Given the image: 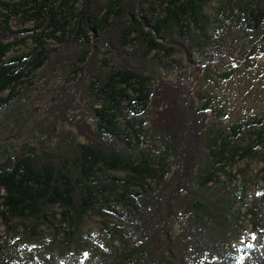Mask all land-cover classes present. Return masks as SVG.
Wrapping results in <instances>:
<instances>
[{
  "label": "trees",
  "instance_id": "obj_1",
  "mask_svg": "<svg viewBox=\"0 0 264 264\" xmlns=\"http://www.w3.org/2000/svg\"><path fill=\"white\" fill-rule=\"evenodd\" d=\"M153 1L0 0V94H11L26 81L22 100L32 89L49 85V75L61 65L68 75L79 70L84 78L48 113L57 121L69 123L77 94L96 106L94 123L85 118L73 123L75 132L63 134L53 150H23L0 162V221L6 225L10 219L38 216L43 207H62L69 242L77 236L83 215L94 211L93 203L111 185L121 190L119 200L127 207L119 223L112 224L114 232L108 237L109 255L116 264H229L219 244L227 238V214L235 202L227 188L218 183L222 174L227 175L226 167L235 165L234 155L225 156L228 150L224 145L214 154L225 163L212 165L209 160L206 150L213 141L207 136V109L197 107L192 86L187 87L180 77L175 81L167 78L170 69L181 64H171L157 78L154 71L143 77L151 64L150 49L157 45L148 42L139 27L151 23L148 26L154 34L174 37L198 79L205 66L226 56H237L243 66L248 51L254 59H264V0H233L232 18L214 37L213 52L196 64L191 62L192 52L209 44L204 9L212 0H155L162 11L158 19L153 18L150 8L146 13L144 10V5ZM15 21L30 28L14 31ZM182 23L187 24V33L182 32ZM83 28L100 38L102 45L111 47L119 63L116 68L106 72L108 61L100 60L96 50L85 61L84 50L75 49L76 40L85 36ZM134 34L139 44L136 55L126 52ZM25 39L34 42L30 52L6 60ZM45 40L56 41L57 48L39 50ZM76 62L84 65L71 70ZM42 68L45 71L28 82L30 72ZM90 75L96 80L95 91L86 97L82 95L83 84ZM149 80L153 83L150 87ZM18 99L11 94L0 105L4 118ZM123 105L147 113L148 121L139 127L128 122L133 138L130 130L123 131L117 123ZM147 123L156 146L142 141ZM246 153L251 154L252 149ZM100 166L124 177L108 181L103 174L104 179L95 178L97 171L103 173ZM191 211L194 215L185 222L180 219L179 230L174 233L171 225L175 218ZM248 212L254 229L260 230L264 197L255 199ZM74 225L77 228L72 230ZM257 240L240 264H264V234L260 233Z\"/></svg>",
  "mask_w": 264,
  "mask_h": 264
},
{
  "label": "rangeland",
  "instance_id": "obj_2",
  "mask_svg": "<svg viewBox=\"0 0 264 264\" xmlns=\"http://www.w3.org/2000/svg\"><path fill=\"white\" fill-rule=\"evenodd\" d=\"M232 7L233 0H212L205 7L204 13L208 18L206 41L209 44L202 50L197 48L192 52L193 64L203 62L204 57L213 52L216 46L214 37L219 34L223 24L232 18ZM149 8L154 13L153 18L158 19L162 13L159 1L154 0L144 5L145 13ZM148 24L140 26L139 30L142 31L143 28L145 38L157 47L150 49L148 60L151 64L143 77L147 78L154 71L157 78L165 74L166 68L171 64H181L170 69L167 78L175 81L180 77L187 87L192 86L197 107L207 109L210 116L207 136L213 141L206 150L209 160L212 165L217 162L224 164L225 160L214 154L219 153L224 145H227L228 150L225 156L234 155L235 165L226 167L227 175L222 174L218 183V186L227 188L231 200L235 202L227 214V238L221 240L219 246L229 264H240L245 260L249 249L257 245L258 235L264 234V217L259 225L260 230L256 231L254 221L248 214L250 204L258 197H264V59L262 56L254 59L248 51L243 56V66L237 62V56H226L222 61L205 66L204 73L195 79L196 74L187 57L173 42L174 37L171 39L163 33L154 34ZM186 25L182 23L184 33L188 32ZM12 27L14 31L21 32L29 29L30 25L15 21ZM83 32L85 36L76 40L75 49L84 50L85 61L96 50L100 60L108 61L107 67H104L106 72L116 68L119 63L111 47L102 45L100 38L94 37L85 28ZM22 36L25 38L28 34ZM34 46L32 39L26 40L22 46L14 49L6 60L26 55ZM138 46L134 34L132 41L126 46V52L136 55ZM38 48L52 51L57 48L56 41L45 40ZM76 63L77 66H72L71 70L80 69L84 65L82 62ZM43 69L32 70L27 78L28 82L39 77L45 71ZM49 76V85L32 89L22 100L20 96L28 87L26 81L11 92L15 99H19L9 113H6V118L0 113V162L7 156H15L23 150L25 153L40 152L42 149L53 150L62 140L63 134L75 132L73 123L76 124L81 118L94 123L96 106H92L78 94L68 116L69 123L57 121L48 113L49 108L61 101L64 94L84 78V73L77 70L68 75L59 65ZM95 81L92 75L85 79L83 96L88 97L95 91ZM152 84L149 80L148 87ZM11 94L2 92L0 105L9 99ZM147 121V113H143L142 109H133L126 105H123V110L117 117L118 126L123 131L130 130L132 138L134 133L132 127L127 126L128 122L139 127V123ZM259 132L261 137H258ZM143 135L144 143L150 147L156 146V142L150 139L148 123L143 126ZM248 148L252 149L251 154L246 153ZM99 168L103 173L97 171L95 178L100 180L103 174L108 176V181L124 177L120 173L105 171L101 166ZM196 186L195 183L193 187ZM120 193L119 188L111 185L105 187L93 203L94 211L83 215L77 236L69 242L66 235L68 225L63 221L62 215L65 209L62 207H43L38 216L10 219L6 225L0 221V264H116L114 258L109 255L111 246L108 237L114 232L112 224H118L127 210L119 200ZM194 213L182 212L179 219L175 218L171 225L173 232H178L180 219L185 222ZM76 228L74 225L72 230ZM77 238L83 241L79 243Z\"/></svg>",
  "mask_w": 264,
  "mask_h": 264
}]
</instances>
